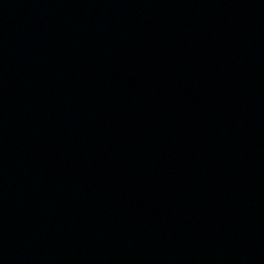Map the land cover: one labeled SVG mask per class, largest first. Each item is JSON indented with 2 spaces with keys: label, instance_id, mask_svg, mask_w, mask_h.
Returning <instances> with one entry per match:
<instances>
[{
  "label": "water",
  "instance_id": "water-1",
  "mask_svg": "<svg viewBox=\"0 0 264 264\" xmlns=\"http://www.w3.org/2000/svg\"><path fill=\"white\" fill-rule=\"evenodd\" d=\"M0 264H264V0H0Z\"/></svg>",
  "mask_w": 264,
  "mask_h": 264
}]
</instances>
